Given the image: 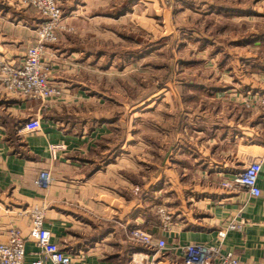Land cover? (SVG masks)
Here are the masks:
<instances>
[{"label": "crops", "instance_id": "crops-1", "mask_svg": "<svg viewBox=\"0 0 264 264\" xmlns=\"http://www.w3.org/2000/svg\"><path fill=\"white\" fill-rule=\"evenodd\" d=\"M115 1L122 8L123 17L133 4L146 0ZM188 1L198 4L197 0ZM1 2L0 61L19 65L26 49L35 44V27L42 19L16 11L12 8L16 0ZM202 2L208 5L210 1ZM75 3L85 4L83 0ZM213 6L217 8L213 7L211 14L226 10ZM92 18L82 14L73 20L79 33ZM85 54L88 53L84 49L64 41L59 47L46 49L45 62L51 67L49 81L61 91L56 98L43 101L11 97L3 93L0 85V243L8 241L11 228H18L27 236L29 217L24 211L44 205L45 229L63 251L82 254L77 264H131L132 252L126 257L124 254L127 243L123 228L135 225L166 242L160 253L146 248L142 251L154 264H183L180 247L189 244L216 246L223 252H232L245 264H263L264 110L252 107L239 121L226 116L199 129L194 126L196 119L187 115L191 127L172 131V142L187 151L182 159L194 167L193 177L205 184L192 193L197 201L183 206L179 197L176 208H167L177 216L170 231L164 232L157 216L151 215L155 214V207L131 202L110 185L121 174H113L119 157H110V116L101 114L99 107L106 102L100 103L99 95L86 84L85 71L91 67L85 65ZM262 73L256 77L259 83L253 82L249 90L243 91L239 85L234 87L237 92L223 88L226 92L221 97L234 102H257L255 97L251 100V93L264 92V68ZM36 118L41 121L40 131L21 130L28 120ZM183 139L186 140L181 144ZM124 140L118 148L121 155L126 151ZM194 147H199L201 153ZM253 161L262 166L257 181L259 197L242 189H222L223 182L230 181ZM44 170L52 176L47 189L36 185L38 173ZM115 219L122 224L112 222ZM229 223L239 225L238 229L219 237L218 232ZM25 250L26 262L32 261L33 245L27 243Z\"/></svg>", "mask_w": 264, "mask_h": 264}, {"label": "rangeland", "instance_id": "rangeland-1", "mask_svg": "<svg viewBox=\"0 0 264 264\" xmlns=\"http://www.w3.org/2000/svg\"><path fill=\"white\" fill-rule=\"evenodd\" d=\"M76 1L58 0L64 29L48 48L64 41L88 53L86 84L100 103L106 102L99 111L110 116V157H119L113 174H121L111 187L131 202L155 207L153 217L160 206L167 210L176 208L180 199L183 206L197 201L192 193L205 183L193 177L194 167L182 159L187 151L173 143L171 133L191 127L187 115L199 129L226 116L239 121L252 107L264 110L252 100L264 92L251 93L252 102L221 97L237 85L249 90L263 74L264 0H209L208 5L202 0L197 5L146 0L133 4L123 17L118 1L83 0L84 6ZM15 3L16 11L40 17ZM214 4L226 10L211 14ZM82 14L93 18L79 33L73 20ZM122 138L127 145L121 155Z\"/></svg>", "mask_w": 264, "mask_h": 264}, {"label": "built area", "instance_id": "built-area-1", "mask_svg": "<svg viewBox=\"0 0 264 264\" xmlns=\"http://www.w3.org/2000/svg\"><path fill=\"white\" fill-rule=\"evenodd\" d=\"M19 8L36 10L41 22L36 29V42L29 46L23 56L21 64L14 65L0 61V85L3 93L20 99L49 100L61 94L60 89L49 81L51 67L45 62L46 49L58 40V32L64 29L62 11L58 0H16ZM255 100L264 107V93L256 94ZM27 133L41 130L39 118L28 120L22 127ZM261 162L253 161L235 173L230 181L221 184L226 191L242 189L252 197H259L260 190L257 186L261 172ZM52 181L50 171H40L36 185L47 189ZM44 205L33 207L24 211L29 217V230L24 236L20 229L9 230L8 241L0 243V264H77L82 259V254L72 255L63 251L52 241L51 233L44 227ZM160 228L164 232L170 231L174 218L163 207L156 209ZM239 225L229 223L224 230L218 232L219 237H224L228 232L238 229ZM127 241L135 245L153 250L156 254L164 251L166 242L156 240L151 233L139 226L123 228ZM31 243L35 249L34 258L26 262V244ZM183 254V264H245L232 252H223L216 246L210 245H184L180 247ZM131 264H154L149 255L142 251H132ZM264 264V263H263Z\"/></svg>", "mask_w": 264, "mask_h": 264}, {"label": "trees", "instance_id": "trees-1", "mask_svg": "<svg viewBox=\"0 0 264 264\" xmlns=\"http://www.w3.org/2000/svg\"><path fill=\"white\" fill-rule=\"evenodd\" d=\"M7 122H9V119L8 118H6L5 119ZM123 237H124V239H125V241H126V246H125V257H126V254L128 253V252H130V251H132V250H140V251H143L145 248L143 247V246H140V245H135V244H133V243H130L129 241H127L126 240V238H125V235H123ZM127 250H129V251H127ZM126 264V263H125Z\"/></svg>", "mask_w": 264, "mask_h": 264}]
</instances>
